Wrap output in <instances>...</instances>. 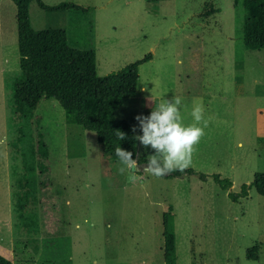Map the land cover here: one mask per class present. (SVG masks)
Returning a JSON list of instances; mask_svg holds the SVG:
<instances>
[{
	"label": "rangeland",
	"instance_id": "rangeland-1",
	"mask_svg": "<svg viewBox=\"0 0 264 264\" xmlns=\"http://www.w3.org/2000/svg\"><path fill=\"white\" fill-rule=\"evenodd\" d=\"M42 1L91 7L77 25L87 26L98 76L151 53L138 65L137 93L121 101L110 122L125 119L139 135L134 117L147 116L161 98L182 97L186 124L203 101L211 120L189 168L228 177L233 192L264 172V49L242 45V0ZM29 19L34 29L60 27L76 36L66 13L46 14L34 1ZM15 58L17 68V51ZM6 112L0 138L7 146ZM36 117L49 169L30 172L35 203L28 212L37 231L15 237L14 264H163L161 213L168 204L176 264H264V196L253 188L232 201L210 176L156 178L140 166L132 182L129 173L118 172L116 160L101 155L94 132L74 123L56 100L41 99L32 126ZM27 127L9 152L18 172L23 159L31 160ZM150 154L136 141L133 159L147 161Z\"/></svg>",
	"mask_w": 264,
	"mask_h": 264
},
{
	"label": "trees",
	"instance_id": "trees-1",
	"mask_svg": "<svg viewBox=\"0 0 264 264\" xmlns=\"http://www.w3.org/2000/svg\"><path fill=\"white\" fill-rule=\"evenodd\" d=\"M11 1L16 8L18 69L6 82L9 90L6 101L7 123L10 130L8 136L11 135L7 139L9 159H11L9 154L11 146L17 147L21 142L19 134L22 132L23 124L28 125L27 130L32 140L28 149L31 160L21 161V172L14 170L9 162L10 204L14 236L34 237L37 223L32 212H28L30 206L35 203L34 181L30 172L35 168L39 174H42L49 169L46 162L48 148L39 127V118H34L33 126L30 122L38 102L48 98L56 100L74 123L94 132L103 157L118 161L115 148L119 145L132 152L134 158L136 141L133 139L131 126L125 119L110 122L108 117H111L122 100L134 97L138 65L150 60L151 53H146L119 69L98 76L95 70V50L91 37L87 35L89 32L87 26L77 25V17L86 20L87 15L92 11L90 6L65 1L56 4H46L42 0ZM32 1L46 14L66 13L71 26L76 29V36H68L60 27L34 29L30 24L28 11ZM242 8L243 47L264 49V0H242ZM117 130L124 132L127 139L118 140ZM14 133L15 141L14 137L12 138ZM137 160L139 163L147 162L140 158ZM184 174H196L201 180L210 176L222 190H228L227 196L232 201L247 196L250 188L264 196V172H255L252 180L243 183L238 192L230 191L229 187L232 185L230 179L221 177L218 173L206 174L188 168L183 173L173 172L163 177H180ZM39 184L43 185L42 182ZM161 226L163 264H176V238L171 204H168L161 213ZM0 264H13V262L0 254Z\"/></svg>",
	"mask_w": 264,
	"mask_h": 264
},
{
	"label": "clouds",
	"instance_id": "clouds-1",
	"mask_svg": "<svg viewBox=\"0 0 264 264\" xmlns=\"http://www.w3.org/2000/svg\"><path fill=\"white\" fill-rule=\"evenodd\" d=\"M182 97L174 95L171 100L161 98V101L152 107L150 113L137 115L139 135L133 139L145 148H151L153 154L147 156V164L143 173L160 178L173 172H185L192 163L196 146L205 135L204 129L208 127L211 118H205L203 101L196 103L191 109V123H185L181 113ZM132 131L135 133L136 126ZM118 140L127 139V135L117 130ZM118 157L117 165L120 174L129 173V180L135 182L138 178V160L132 158V152L115 148Z\"/></svg>",
	"mask_w": 264,
	"mask_h": 264
},
{
	"label": "crops",
	"instance_id": "crops-1",
	"mask_svg": "<svg viewBox=\"0 0 264 264\" xmlns=\"http://www.w3.org/2000/svg\"><path fill=\"white\" fill-rule=\"evenodd\" d=\"M15 11V5L11 0H0V123L2 122L1 126L3 125L2 119L4 110L6 112V101L9 94L6 82H8L10 77H13V75H15L16 70L18 69V62L17 68L15 67V52L17 51ZM137 91L138 87H136L135 94L137 93ZM5 115L7 119V112ZM2 130L3 129H1V132ZM1 141L3 144L5 142V145H0V254L7 257L14 264L13 258L16 254V249L15 236L13 231V218L10 204L8 161L9 157L6 146V139L2 137L0 138V142Z\"/></svg>",
	"mask_w": 264,
	"mask_h": 264
},
{
	"label": "water",
	"instance_id": "water-1",
	"mask_svg": "<svg viewBox=\"0 0 264 264\" xmlns=\"http://www.w3.org/2000/svg\"><path fill=\"white\" fill-rule=\"evenodd\" d=\"M147 164V162H141L139 163V166L143 169V167Z\"/></svg>",
	"mask_w": 264,
	"mask_h": 264
}]
</instances>
